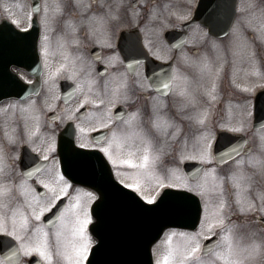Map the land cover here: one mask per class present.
I'll return each mask as SVG.
<instances>
[{
  "label": "flooded vegetation",
  "instance_id": "flooded-vegetation-1",
  "mask_svg": "<svg viewBox=\"0 0 264 264\" xmlns=\"http://www.w3.org/2000/svg\"><path fill=\"white\" fill-rule=\"evenodd\" d=\"M246 1L249 7L245 6ZM197 2L185 0L180 7L179 0H0V85H4L5 77L12 80L15 75L30 83H35L37 77L42 81L40 87L23 99L11 96L0 100V152L5 165L0 186L11 189L6 194L11 207L9 217L18 207L28 214L30 222L27 230L9 227L6 232H0L10 236L6 251L16 254L11 256L12 263L0 254V264H30L34 256L41 264H67L61 252L70 255L79 242L83 245L88 241L89 226L97 219L92 206L99 200L100 190L109 191L111 205L126 200V194L117 182L124 187L132 182L124 180L117 172H130L132 178L141 179V184L135 183L140 192L142 188L153 190L148 200L164 190L158 188V184H171L170 179L165 181L163 177L169 172L172 174L174 169L180 171L179 175L190 185L197 184L201 177L206 181L209 175L214 179L223 177L225 183L221 196L226 202L223 217L232 220L227 213L239 215L240 223H248L254 228L257 225L261 230L256 232L258 238L259 235L264 237V212L240 211L241 207L247 208L253 203L257 208H264L261 203L264 197V127H261L264 124V97L256 102L257 94L264 90V81L251 87L234 84L228 75V63L220 61L216 84L191 87L188 89L190 97L179 94L185 86L183 77L199 80L195 62H207L214 43L239 38L242 48L239 58L243 65L264 71V40L260 38L264 33V0H208L206 11L210 15H223L232 3L236 4L232 25L238 33L229 30L220 36L211 34L209 28L199 22L188 29L185 27ZM246 11V21H243ZM16 29L31 31L29 42H37L28 49V57L33 61L38 58L40 65L36 64L29 72L18 63L20 53L27 48H20ZM170 30L175 32L168 37ZM141 37L152 55L140 46ZM158 64L172 68L173 80L168 90H157L146 74V68H155ZM216 77L210 76L208 80ZM1 89V93L14 94L17 91L14 84ZM211 90L215 92L207 100L205 95ZM191 96L195 101L190 103L193 108L189 111L184 105ZM101 100L103 104L96 103ZM20 104L28 106L23 119L18 117ZM157 108H166L163 117L167 116L172 126L177 121V125L174 134L156 137L150 153H144L149 155L147 164H144V155L136 151L137 144L130 143L132 125L129 121L134 113L139 112L138 120L142 121L144 128H149V117L155 118ZM181 114H189V117ZM163 117L161 126L167 122ZM200 120L203 124L198 122ZM101 123L107 128L102 129ZM225 124L231 128L244 125V132L238 135L247 139L241 142L237 155L225 157L227 162L221 164L215 148L209 153L204 145L217 141L219 132L224 131L220 125ZM67 126L73 127L78 147L98 145L87 148L98 151L94 171L96 189L74 183L63 173L59 138ZM122 133L128 134L127 139ZM230 139L231 136L226 135L222 142ZM104 147L110 148L114 161L131 159L135 167L120 166L109 172L108 166L99 158V148ZM188 148L193 151L188 152ZM157 151L159 155L155 160L151 153ZM134 152L137 153L135 156ZM249 159L257 163L249 164ZM238 161L244 162L240 165L243 179L237 180L241 185L239 188L230 180ZM187 162H198L203 166L194 167L190 173L185 169ZM138 167L144 171L143 175ZM66 181L71 187L66 186ZM25 188L27 196L21 191ZM61 189L68 192L58 205L68 206L63 216L54 225L46 223L47 213L36 221L31 215L32 210L39 213L41 207L51 204L53 190L58 194ZM88 217L91 222L84 224ZM76 219H79V227L72 225ZM81 226L83 232L85 228L87 231L80 241L76 233ZM13 231L15 236L11 235ZM57 231L61 232L59 247L54 241ZM45 232L50 238L47 248L43 246ZM33 239H38L40 251L33 250L38 246L31 245ZM263 239L259 238V241L264 243ZM95 242L96 238L91 236L89 252ZM89 252L85 253L84 264Z\"/></svg>",
  "mask_w": 264,
  "mask_h": 264
},
{
  "label": "snow or ice",
  "instance_id": "snow-or-ice-1",
  "mask_svg": "<svg viewBox=\"0 0 264 264\" xmlns=\"http://www.w3.org/2000/svg\"><path fill=\"white\" fill-rule=\"evenodd\" d=\"M10 18V17H6ZM13 23H18L16 21H13ZM251 27V25H249ZM228 28L234 32L238 33V29H234L232 23L228 24ZM24 32L27 31V29L23 30ZM223 31V30H222ZM255 32V29H253ZM262 40H264V33L261 34L260 37ZM47 39V38H45ZM184 40H187V37H184ZM178 43H182L178 42ZM140 46L147 51L148 55H152V53L147 50V45H145L143 38H140ZM215 46V43H214ZM242 50L241 48V41L239 38H236L234 40L233 44V53L234 55L237 54ZM45 51H47V48L45 47ZM255 55V53H253ZM155 60H159L160 57H154ZM199 66L202 68H208L209 65L206 62L196 61ZM146 74L150 77L153 84L156 85L157 90H168L171 87V83L173 80L172 75V68L171 66H165L164 64H158L155 68H146ZM185 86L180 89V95L181 96H189L190 93L188 92V84L190 83V80L187 76L183 77ZM212 99H215L213 96ZM87 103V100L84 102ZM98 104H103L104 101H96ZM119 115V114H118ZM140 113H134L133 119L129 121L130 125L136 126L137 131L134 133V135L138 136L142 141L146 140L148 143V147L145 149V151H150L151 144L153 142L152 136L153 133H160L162 132L161 128V117L159 115H156L155 118L149 117V128H144L140 125H142V121L138 120ZM199 123L203 124V120L198 121ZM112 121H109V124H111ZM171 126L170 124L168 125ZM221 128L224 129L225 135H231V139L228 142H222V140L219 141H213L212 143L205 144V149L211 153L213 148H215L216 156L219 159V162L221 164L226 163L225 157L232 158L233 156L237 155L239 151L241 150L240 145L241 142L245 141L247 139L246 136L238 135L239 133L244 132V125H241L239 128H231L228 125H220ZM261 127H264V124L261 125ZM101 128L106 129L107 126L104 123H101ZM113 135H116L113 133ZM123 138L127 139L126 133L121 134ZM103 139V137H101ZM88 147H98V145H80L79 148L75 146V142H71L70 151L75 152L78 154V162L82 166H87L90 163L89 160V154L86 152H83L82 149L88 148ZM99 158L102 164L105 166H108L110 172L115 171V167L120 166H133L135 167L133 161L131 159L128 160H122L119 162H116L112 159V156L110 154V148L104 147L99 148ZM183 159V157H181ZM193 159H197V157H193ZM199 159H203V157H199ZM149 160V155H144L143 161L144 164H147ZM243 161L237 162L236 170L231 173L230 180L232 181L233 185L237 188H239L241 185L237 183V180L243 179V170L240 167L241 164H243ZM249 164H256L257 161L254 159H249L247 161ZM4 168L5 165L3 163V155L2 152H0V177L4 176ZM215 171V170H214ZM216 186L213 189L216 192L223 193L224 191V183L225 179L223 177H215ZM40 183H43L42 181ZM66 186L71 187L70 182L66 181ZM47 187V186H46ZM127 188L133 189L134 192L137 193L141 197L142 200L148 201V203L145 205V207L149 209H154L160 207L162 204L165 203V201L169 198L170 193L167 190H161L157 193V195L152 196L150 200H148V197H144L143 194L139 191V186L135 183H130L125 185ZM160 189H175L171 195H174L176 197L184 195L188 191H193L194 189L190 188L188 184L184 183H176V184H163L161 182L157 185ZM23 195L27 196L28 190L22 189L21 190ZM11 192V189L8 186H0V197L9 194ZM198 195H204V190L202 189L200 192L197 193ZM68 192H66L64 189H61L59 193L57 194L55 190L52 192L51 196V204L46 205L40 208L39 213L36 212L35 209L32 210L31 215L35 217L36 221H40L41 217L44 216L45 213H51L53 208H56V212L53 213V215L60 219L63 216L64 211L67 209V205H63L58 207L59 202L61 201L62 197H67ZM99 199V198H97ZM261 203L264 204V197L261 198ZM77 204H79V201H77ZM8 205L4 202H0V232H6L7 231V224H8V218L5 216L3 209L6 208ZM226 206V202H221L219 205L220 210L222 211ZM240 211L246 212V211H253V212H264V208H257L255 203L248 205L247 208L241 207ZM219 215V213H218ZM21 218V229L27 230L30 226L29 217L27 213L21 212L20 213ZM264 219V217H262ZM17 220V212H13L11 216V221L13 226H15ZM91 222V217L86 218L83 223L87 224ZM49 223H51V220H49ZM217 226H221L222 228L225 226V219L221 217L220 219L214 220L211 223L207 225V231L210 233H213L214 235H220L219 233H214L213 229ZM236 227L235 225L227 227L226 230L223 231V235L220 236V239L217 241V244L215 245H208L207 250L209 252L212 251L213 247H218L221 243L224 245L225 253L222 254L221 252H216L215 258L212 260H209L207 264H254V258L257 255H264V243H257L255 240H252L251 242L245 244L238 242L236 239V236L233 232V228ZM38 232L39 229H36ZM78 236L83 237V227L77 231L76 233ZM202 232H197L195 234L191 235V240L193 242V246L186 249L185 255L182 258H179L177 261V264H205L204 261L200 259L196 255L197 252L201 249V244L199 242V237L202 235ZM11 235L15 236L16 233L13 231ZM175 235V234H173ZM181 235H184V233H181ZM60 237L61 232L57 231L54 235V241L57 245V247L60 246ZM91 241L89 240V243ZM50 245V238L49 234L47 232L44 233V241L43 246L47 248ZM35 251H40V246L38 245L37 248L33 249ZM89 252V249L86 245H81L78 247L73 248L72 254H67L65 252H61V256L67 261V264H84L85 261V253ZM49 261H51V257H48ZM165 264H167V261H165Z\"/></svg>",
  "mask_w": 264,
  "mask_h": 264
},
{
  "label": "water",
  "instance_id": "water-1",
  "mask_svg": "<svg viewBox=\"0 0 264 264\" xmlns=\"http://www.w3.org/2000/svg\"><path fill=\"white\" fill-rule=\"evenodd\" d=\"M204 1L201 0L202 4L197 9L195 17L186 26L199 20L209 26L212 33H222V30H225V26L213 23L205 12ZM233 11L231 6H229L227 17L231 16ZM221 16L218 15L219 18ZM29 34L30 32L20 33L21 48L24 46L28 47ZM19 63L28 68V60L21 57ZM30 64L36 65V61H31ZM15 82L17 85L19 84V90L16 95L20 97L27 95L30 85L18 78L15 79ZM7 95L6 93H0V97H6ZM263 97V95H260L258 102ZM223 136L224 134H221L220 140H222ZM60 145L65 173L76 182L94 187L95 180L92 171L95 158L94 152L82 149L83 152L89 154L90 160L87 166H82L77 163L78 154L70 151L71 142L65 148V143L62 139ZM167 191L170 193L169 198L160 207L154 209L145 207L146 203L142 202L134 194V197L131 196L130 201L127 194L128 201L126 199L123 205L122 215L119 214L114 219H112V215L108 214V207L104 206L105 211L101 215L100 223L92 226L93 233H97L99 237V243L92 249L88 264H154L151 246L161 237L165 229L175 226L195 228L199 223L202 211L199 198L190 192L176 197L171 195L175 190ZM103 201H108V193ZM53 216V214L50 215V217ZM3 238H0V242ZM2 243L5 244V241L3 240ZM215 243L216 238L208 239L205 243L204 252H208L206 246L215 245ZM4 255L5 257L10 256L7 253H4ZM34 264L39 263L34 262Z\"/></svg>",
  "mask_w": 264,
  "mask_h": 264
},
{
  "label": "rangeland",
  "instance_id": "rangeland-1",
  "mask_svg": "<svg viewBox=\"0 0 264 264\" xmlns=\"http://www.w3.org/2000/svg\"><path fill=\"white\" fill-rule=\"evenodd\" d=\"M184 2L185 0H179V6L181 7ZM245 6L249 7L248 1H246ZM246 13L247 11L245 12L243 16V21H246L245 20ZM233 44H234L233 40H226V43L221 42V44L218 43L215 46L214 44H212V48L208 52V59L206 62L209 65V67L202 68L201 66L197 65L195 69L199 77V80L193 77H188L189 80H191V84L190 85L188 84L189 86L188 89H191V87L192 88L209 87L211 86L210 84H212V82L216 84L217 83L215 81V79H217L216 76L220 74V71L217 72V66L219 65L220 61H223L224 63H228V68H227L228 75L234 84L238 85L239 83H242L246 87H251L252 85H255L257 83H261L262 81H264V71L258 69L255 66L245 67L239 58V55L241 53L238 52L237 54L234 55ZM210 76L216 77V78H213L212 80L209 81L208 79ZM214 92L215 91L211 90L210 93H207L205 95L206 99L209 100L210 99L209 96L213 95ZM192 100L195 101L194 96H191L190 99H187L184 105V107L188 108L189 111L191 108H193L190 105V103H192ZM27 107H28L27 105L25 106L23 104H20V115L21 116L19 115L18 116L19 118L23 119L25 117L24 112L26 113L25 109ZM165 109L166 108H157L158 110L157 115H159L160 117H163V110ZM4 110L5 109L3 106L2 111ZM23 114H24V117H22ZM182 116L188 118L189 114L182 115ZM163 118L167 119V122H164L163 125L161 126L162 132L155 133V134L153 133L154 134L152 136L153 142L151 144L150 151L152 150L154 146V140L156 139L157 136H167V135L169 136L171 134H174L175 132L177 121H175L172 126L171 121L168 120L169 118L167 116H164ZM169 124L171 125L170 127L168 126ZM131 130H132V133H131L132 139L130 143L132 145L137 144L136 151L138 152L139 155H144V153L146 152L145 149L148 147L147 141L146 140L142 141L138 136L134 135V133L137 131L136 126L132 125ZM161 145H163V142L161 143ZM165 147H166V144H165ZM150 151H147V153L148 152L150 153ZM187 151L192 152L193 149L188 148ZM132 154L135 156L137 153L134 152ZM158 155H159L158 151L151 153V157H153L155 160H157ZM138 169L141 171L143 175L144 171L140 167H138ZM178 172L180 171L174 169L172 174H170L169 172L163 178L165 181L170 179L171 184L186 183L189 185L190 188L194 189L196 193L200 192L202 189L204 190V195H199L202 198L203 205H204L202 222H201L200 228L196 230L197 232L203 233L199 237V242L202 245V242L205 238L213 235V233H210L209 231H207V225L211 223L212 221L223 217L222 211L224 209L221 211L219 208V205L223 201V198L221 196V193L219 192L214 194L215 191L213 189L215 188L216 183H214L215 179L213 178V176H210V175L207 176L206 181H205V177H201L198 179L199 182H197V184L190 185L189 182L182 175H179ZM117 174L118 176H121L124 180L128 182H132V183L139 182L141 184V179L137 180L135 178H132L133 174H131L130 172H126V173L117 172ZM142 189L143 190L141 191V193L143 194L144 197H149L151 192L153 191V190H150V188L148 189L142 188ZM0 202H4L8 205L6 208L3 209L5 216L8 218L7 228L13 227L14 229L18 231L21 230V227H20L22 223L21 218H17V220L19 221H16L15 226L12 225L11 218L9 217V211L11 207H10V203L8 201L7 195L0 197ZM14 211L17 212V215L21 213L18 207H15ZM80 214H83L81 210H80ZM226 215H230L233 218V219L231 218L233 221L229 220L228 216L223 217L225 219L224 227L227 228L233 225L236 226L233 228V232L238 242L247 244L251 242L252 240H255L257 243H261L259 241V238L263 239L264 237L259 235V238H258V235L256 234V232H260L261 230L259 229L257 225H255V228H254L253 226H249L248 223H245V224L240 223L239 215L234 216V214L232 213H227ZM246 216H248V214H246ZM72 225H77L79 227V219L73 220ZM224 227L222 228L221 226H217L216 228L213 229V232L219 233L220 234L219 236H222L223 231L226 230V228ZM86 231H87V228H85L84 230L85 234H86ZM181 233H184V235H181ZM195 233H193V231H187V230L186 231L176 230V229L168 230L166 234L163 236L162 240L155 246L153 250L156 264H165V261H167V264H177L178 259L184 257L186 249L193 246L191 235ZM86 236L88 237V241L84 242L83 245H86L89 248L91 245V242L89 243V240L91 241V236L90 234H87ZM82 238L83 237H80V241L82 240ZM31 245H35V246L39 245L38 239H33L31 242ZM79 246H81L80 242H79ZM216 252H221L222 254L225 253L224 245L222 243L213 252L209 253L206 256H203L201 254V249L199 252L196 253V255L200 257V259L204 261L205 264H207L209 260H212L215 258ZM254 264H264V255H257L254 258Z\"/></svg>",
  "mask_w": 264,
  "mask_h": 264
}]
</instances>
